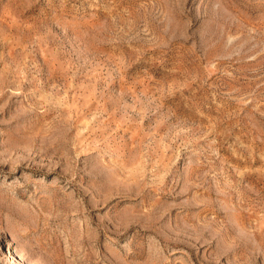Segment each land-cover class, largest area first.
Here are the masks:
<instances>
[{
    "label": "rangeland",
    "instance_id": "1",
    "mask_svg": "<svg viewBox=\"0 0 264 264\" xmlns=\"http://www.w3.org/2000/svg\"><path fill=\"white\" fill-rule=\"evenodd\" d=\"M0 264H264V0H0Z\"/></svg>",
    "mask_w": 264,
    "mask_h": 264
}]
</instances>
